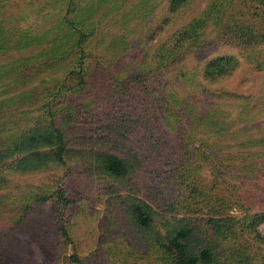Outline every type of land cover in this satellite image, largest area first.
<instances>
[{"label":"trees","instance_id":"16d2710c","mask_svg":"<svg viewBox=\"0 0 264 264\" xmlns=\"http://www.w3.org/2000/svg\"><path fill=\"white\" fill-rule=\"evenodd\" d=\"M262 119L264 0H0V222L53 201L65 264H91L81 185L98 176L155 264L222 263L240 233L264 264V214L217 194L212 164L264 179Z\"/></svg>","mask_w":264,"mask_h":264},{"label":"rangeland","instance_id":"374dc122","mask_svg":"<svg viewBox=\"0 0 264 264\" xmlns=\"http://www.w3.org/2000/svg\"><path fill=\"white\" fill-rule=\"evenodd\" d=\"M229 37L230 35H226V38ZM228 48L230 46L227 44L220 43L218 49L215 45L213 50L224 51ZM240 76L238 75L237 78ZM261 123H264L263 119ZM195 144V147H197L198 143ZM197 163H200V161H197ZM212 164L215 165V170L219 169L221 171L219 181L224 182L217 189V194H224V191L231 194L230 189L234 190L238 187L239 189L234 192L236 195L240 194V200L246 202L250 208H254V213L264 214V179L252 177L250 180L245 181L235 174L226 176L221 160H212ZM209 167V164L206 163L200 172L203 180L202 185L205 186L212 185L217 177L213 175ZM74 172L75 174L71 173V177L78 176L77 172ZM156 173L157 171L152 174V178H156ZM178 177L179 172L170 179V182H174ZM99 178L101 177L98 176L92 181L82 179L81 194L85 197L84 203L88 205L89 210H91V207L93 208L90 213L93 219L92 227L95 231V234L91 235L90 240H88V245L83 249L85 256L89 257L91 264H122L119 254L114 253L116 255L111 256L107 250V248L117 245L122 251H126L130 255L128 264H155L149 249L141 242L143 238L137 235L127 221L119 217V214H114V206L108 205V196L103 195L102 183ZM28 182L33 184L45 182L47 184L52 182V178L49 174H43L42 177L29 179ZM226 187L230 189L226 190ZM161 188L165 187L161 186ZM174 188L177 189V187ZM183 191L185 193L186 190L183 189ZM120 192L128 194L125 191ZM135 195L151 204L147 195L139 191ZM228 213L236 217L243 215L237 207L232 208ZM63 220H65V216L61 208L53 201H49L43 206H35L34 211L31 213H24L23 219L16 222L17 224L14 226L16 228L13 230L11 229L12 223L7 222L4 224L0 222V264H65V257L69 256L72 250L70 244L61 242L57 231L58 225ZM13 221L15 222V220ZM157 229H160V224ZM258 230L263 237L262 247L264 248V235L262 234L264 219L260 222ZM150 235L154 234L150 232ZM150 239H153V237H150ZM84 244L86 245V242ZM233 246L235 247L230 246L231 252H228V256L222 258V263L219 264H258V255L245 234L240 233L238 241Z\"/></svg>","mask_w":264,"mask_h":264},{"label":"water","instance_id":"95a60500","mask_svg":"<svg viewBox=\"0 0 264 264\" xmlns=\"http://www.w3.org/2000/svg\"><path fill=\"white\" fill-rule=\"evenodd\" d=\"M262 234L264 235V231L262 232Z\"/></svg>","mask_w":264,"mask_h":264}]
</instances>
